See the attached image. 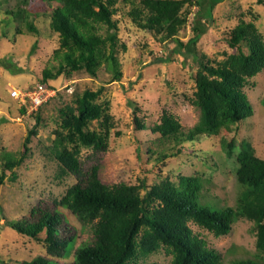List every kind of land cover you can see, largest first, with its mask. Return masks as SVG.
Here are the masks:
<instances>
[{
    "label": "trees",
    "instance_id": "obj_1",
    "mask_svg": "<svg viewBox=\"0 0 264 264\" xmlns=\"http://www.w3.org/2000/svg\"><path fill=\"white\" fill-rule=\"evenodd\" d=\"M43 1L51 7L49 26L58 35V47L53 52L58 63L53 68L42 69L41 84L53 88L49 80L60 75L69 77L79 71L99 78L101 67L111 75L106 83L119 81L122 71L118 50L119 47L125 50L126 45L117 36L118 22L113 16L118 13V5L123 4L129 5L127 15L137 28L152 32L162 42L173 40L172 51L186 56L191 54L198 67L191 100L199 109L198 121L184 133L177 117L164 110L159 122L149 127L150 132L157 135L159 146L168 140L177 141L179 136L194 141L199 136L218 135L221 130L239 126L253 115L244 87L264 68V41L252 21L240 19L230 29L227 44L235 51L212 64L205 55L197 56L194 52L206 28L201 19L195 20L192 36L186 42L179 38V31L187 23V7L200 5L199 0ZM223 1L210 0L209 8L212 10ZM17 6L19 9L13 10L6 5L5 14L23 21L28 31L38 33L37 26L28 20V12ZM101 28L104 34L99 32ZM16 32L22 33L21 28L17 27ZM37 47L36 39L29 54H34ZM169 60L170 53L157 59L158 62ZM103 90L104 85L95 90L85 88L81 93H74L71 103L58 108L60 122L53 130L52 159L60 177L73 175L77 181L68 186L59 199H54L53 207L37 205L30 209L28 217L9 222L19 233L46 245L49 256L38 255L23 263L156 264L147 263L146 259L164 249L171 255L169 264H218V253L192 231L189 222L215 236L226 235L231 230L235 209L201 203V183L196 176L178 175L172 180L166 175L151 185L144 179L138 183L109 185L101 181L97 165L83 172L79 160L81 149L106 150L110 129L114 126L108 102L97 101ZM21 111L24 113L25 109ZM35 119L36 124L25 139L21 155L2 163L0 185L5 171L16 167L27 155L30 138L41 122L39 114ZM134 122L140 130L146 128L136 116ZM221 145L227 156L234 155V139L227 142L223 138ZM180 152L178 148L170 156ZM234 156L235 179L241 188L237 206L249 213H264V159L256 156L247 142H240ZM10 178L14 179L15 173ZM59 207L67 209L81 224L90 225L91 242L74 247L75 234ZM259 229V238L263 240L264 224ZM71 252L72 260L63 261ZM231 264H264V259H241Z\"/></svg>",
    "mask_w": 264,
    "mask_h": 264
},
{
    "label": "rangeland",
    "instance_id": "obj_2",
    "mask_svg": "<svg viewBox=\"0 0 264 264\" xmlns=\"http://www.w3.org/2000/svg\"><path fill=\"white\" fill-rule=\"evenodd\" d=\"M199 1L200 5L187 7V23L179 31V38L186 42L192 36L195 20L201 19L206 24L194 49L197 56L205 55L216 64L234 52L227 39L230 29L240 19L252 21L264 41V0L262 3L224 0L212 10L210 0ZM6 5L13 10L17 5L21 11L26 10L28 20L37 26L38 33L28 31L23 21L5 14ZM118 9L113 19L118 22L117 36L126 45L125 50L121 47L118 50L120 80L106 83L111 75L104 67L99 69V78H92L84 71L69 77L60 75L48 81L56 95L38 112L28 114L21 111L24 107L9 93L13 88L24 90L40 83L42 69L57 66L53 52L58 47V35L49 26L51 7L43 0H0V174L4 161L21 155L37 114L41 117L36 134L28 143L27 155L16 167L5 171L0 185V264H24L38 255L49 256L44 243L19 233L9 222L28 217L30 209L37 205L53 207L54 199H59L66 188L77 181L73 175L60 177L52 159L53 130L60 122L58 108L71 103L74 93H81L85 88L95 90L100 85H104V90L97 101L108 102L114 126L110 129L106 150L81 149L79 160L83 172L97 165L101 181L109 185L138 183L140 179L151 185L166 175L172 180L178 175L196 176L201 183V203L235 209L231 230L226 235L215 236L189 222L192 231L218 253V264H231L241 259L263 260L264 238H259V227L264 224V213H249L237 206L241 188L235 179L234 155L240 142H247L256 156L264 159V68L244 87L254 113L239 126L223 129L218 135L199 136L194 141L179 136L177 141L168 140L159 146L157 135L151 133L149 127L159 122L164 110L177 117L184 133L198 121L199 109L191 102L198 67L191 54L186 56L172 51L173 40L162 42L152 32L137 28L127 15L129 5L120 4ZM17 27L22 33L16 32ZM99 32L104 34V28ZM36 39L38 47L30 55ZM243 49L247 51L246 46ZM168 53L169 61H157ZM135 116L146 125L145 129L136 126ZM223 138L227 142L234 139V155H226L221 145ZM178 148L181 152L170 156ZM13 173L15 178L11 179ZM58 209L75 234L74 247L91 242L90 225L81 224L67 209ZM72 256L73 252L62 260L70 261ZM170 260L171 255L160 249L146 262L169 264Z\"/></svg>",
    "mask_w": 264,
    "mask_h": 264
},
{
    "label": "built area",
    "instance_id": "obj_3",
    "mask_svg": "<svg viewBox=\"0 0 264 264\" xmlns=\"http://www.w3.org/2000/svg\"><path fill=\"white\" fill-rule=\"evenodd\" d=\"M55 92L56 90L54 88L37 83L24 90L13 88L9 94L10 97L19 102L20 106L25 108L26 113L31 114L54 96Z\"/></svg>",
    "mask_w": 264,
    "mask_h": 264
}]
</instances>
